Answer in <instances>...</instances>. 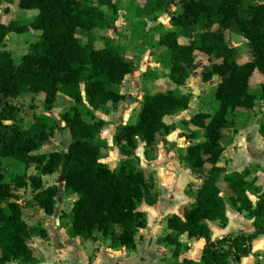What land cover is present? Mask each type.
Segmentation results:
<instances>
[{"label":"trees","instance_id":"16d2710c","mask_svg":"<svg viewBox=\"0 0 264 264\" xmlns=\"http://www.w3.org/2000/svg\"><path fill=\"white\" fill-rule=\"evenodd\" d=\"M5 1L8 3L5 14L14 16L9 8L15 0ZM117 1L18 0L19 9H37L38 14L24 23L14 18L8 22L0 20V160L13 158L39 171L35 175L16 176L12 186L0 165V264L15 260L38 263L16 190L31 187L32 204L54 215L60 188L45 187L42 176L56 172L64 174L65 192L78 195L71 208L68 230L71 237L91 240L95 232L109 235L117 229L119 244L127 249L135 247L136 233L145 225L138 205L141 202L152 205L157 201L135 153L138 138L142 137L151 147L159 135L174 129L165 118L187 110L193 98L182 93L178 86L185 83L206 57L210 68L204 67L199 72L204 82L230 71L231 74L216 85L219 109L214 113L198 112L191 119L197 128L192 134L205 129L207 140L191 144L183 160L188 167H208L211 176L198 189L193 206H184L179 214L168 218L171 230L190 237H204L206 243L201 260L183 259L174 264H228L231 257L240 261L251 253L252 241L264 234V194L254 204L249 193L257 189L253 182L246 180L247 170L226 173L218 165L229 114L254 108L256 96L248 90L250 81L256 71L264 75V1L180 0L181 12L172 15V29L161 26L156 41L166 48L158 57L171 65L166 77L177 87L154 92L144 90L138 121L117 126L115 144L126 159L124 164L112 169L102 161L108 148L106 139L100 137L106 121L96 112L125 99V94L117 91L115 85L133 73L136 65L126 56L124 45L96 47L91 42H83L78 29L97 32L109 27V15L104 8L117 15ZM172 1L145 0L144 4L160 12ZM234 24L250 43L252 57L239 58L236 48L229 46L227 32ZM198 27L202 30L199 37L192 38L191 32ZM32 30L40 31L39 40L16 61L4 48L6 38L12 32ZM143 33L145 40L147 36ZM180 37L188 41L180 42ZM156 76L152 71L142 74L144 81ZM26 90L42 96L45 112L34 115L20 128L17 126L19 109L8 100L21 97ZM60 94L69 99L60 120L72 139L64 149L40 152L60 129L58 121L52 122L49 114ZM261 98L264 99V80ZM261 129L264 132V127ZM216 172H223L219 180L212 176ZM227 201L248 213L255 230L212 240L208 222L217 220L222 225L228 222ZM41 234L45 235L44 229ZM161 241L175 244L174 255H179L180 242L173 234H167Z\"/></svg>","mask_w":264,"mask_h":264},{"label":"crops","instance_id":"0c3cea01","mask_svg":"<svg viewBox=\"0 0 264 264\" xmlns=\"http://www.w3.org/2000/svg\"><path fill=\"white\" fill-rule=\"evenodd\" d=\"M119 1H117V4H119ZM137 6L141 5L138 4ZM143 7L149 6L143 4ZM17 12L32 20L39 11L37 9H19ZM160 23L166 29H172L171 18L168 19L167 24H164L165 19H161ZM235 25L237 24H234L230 30L234 29L242 35L239 26ZM80 29H78V34ZM99 31L96 32L97 36ZM201 31L193 30L191 32L192 38H198ZM179 40L183 43L188 41L184 37H180ZM228 44L235 47L236 50L239 48V44L233 40L232 36L228 38ZM242 44L247 45L250 43L245 39ZM238 52L239 50H237L239 58L252 57V49L241 52V56ZM159 53L156 51L157 62L154 63L153 67L141 66L138 68L135 63L136 70L126 75L121 84L115 85L117 91L125 94L124 100L113 107H101L96 112L98 117L106 121L100 134V137L106 139L108 144L102 161L112 169L124 164L126 159L115 144L114 136L117 126L138 121L144 90L154 92L177 87L166 77V74L170 72L171 65L161 61L160 58L158 59ZM199 65H196L195 70L192 71L185 83L178 86L182 93L193 96L189 108L174 116L165 118V122L168 125H173L174 129L167 134L159 135L151 147L146 145L142 137L138 138L135 153L140 160V166L144 170L150 190L156 196L157 201L152 205L146 202H141L138 205V209L144 214L145 225L139 228L136 233L135 247L127 249L120 245L117 229L115 233L109 235L95 232L94 238L91 240H84L80 236L71 237L68 233L70 224L66 228L61 226L59 204L57 203L54 215L46 214L43 209H39L32 204L33 192L31 187L28 186L17 189L16 193L20 195L23 216L31 233L29 242L39 260L35 264H174L176 261H183V259L201 260L206 239L204 237H190L187 233H179L168 227L170 216L179 214L182 207L193 206L196 203L198 189L211 176L208 167H188L183 160L187 148L191 144L207 140L205 129L198 130L196 135L192 134V131L197 128L191 123V119L198 112L214 113L219 109V102L217 106H212L213 110H209L207 103L203 100L208 90L215 91L216 97L217 86L211 81L217 76L211 81L204 82L199 73L201 71ZM206 68H210V65ZM146 71H152L157 76L144 81L142 74ZM263 80L264 75L256 71L250 81L248 90L256 96L254 108L251 111L237 110L232 112L231 116H228L227 130L224 135H230L231 141L229 146L222 144L224 150L218 162V165L226 173L247 170L246 180L253 182L257 189L256 192L249 193V197L254 204L258 200V196L264 194V132L261 129L264 127V99L261 98V83ZM137 84L143 89V94L133 102L130 99V96L133 95L131 88L136 87ZM42 101L44 104L43 98ZM63 101L67 102L68 99H63ZM124 101H127V104ZM137 109H139V112L137 113V119H135ZM100 112H104V116L99 115ZM133 119L135 121L131 122ZM7 123L9 122L7 121ZM50 144H52V141H50ZM43 148L40 152L49 153L58 150ZM30 168L33 171L28 175L38 174L39 171L34 166ZM222 174L223 172H216L212 176L215 180H219ZM59 176L60 172L43 175L44 186L57 185L59 187ZM64 184L63 182L60 192L65 191ZM24 191H26L25 196H23ZM76 199V195H73V202ZM226 215L228 222L225 225L217 220L208 222L212 240H218L228 235L254 232L253 220L248 216V213L239 210L229 201L226 203ZM262 222H264V219ZM41 229H44L45 235L41 234ZM169 233L173 234L180 242L177 257L174 255L176 245L161 241ZM241 261L242 264H264V234L259 235L252 241L251 253L243 257ZM6 264L30 263L15 260Z\"/></svg>","mask_w":264,"mask_h":264},{"label":"rangeland","instance_id":"374dc122","mask_svg":"<svg viewBox=\"0 0 264 264\" xmlns=\"http://www.w3.org/2000/svg\"><path fill=\"white\" fill-rule=\"evenodd\" d=\"M254 1L259 2L264 0H244L245 3ZM17 2L18 0H15L13 6L9 8L14 12V16H12V13V15L5 14V8L8 7V3L5 0L0 1L1 21L8 22L10 19L14 18L16 21L24 23L31 20L30 18H25L23 16L24 14L17 12L19 10ZM144 2L145 0H120L118 2L119 13L117 15H113L112 12L105 7L104 9L109 15L110 26L100 30L98 32V36L96 31L80 29L79 36L83 42H91L96 47H103L113 43L124 45L126 47V56L130 60L134 61L138 68L141 66L153 67L154 63L157 62V58L155 57L156 51L161 53L166 49L164 46L156 43L162 28L160 20L165 19L164 24H167L168 19L171 18L172 15L180 13L181 2L180 0H173L165 11H160L158 13L152 11L150 7H143ZM138 4L141 6L138 7ZM142 22L145 23V25H142ZM200 30L201 29L199 27L196 29L197 32ZM143 32H145V36H147L145 39L147 43L144 42ZM39 34L40 31L38 30L23 33L12 32L9 34V37L6 38L4 48L12 53L16 61H19L24 54L31 50V45L39 40ZM227 34L229 37L232 36L233 40L239 44V48L237 49L239 50V56H241V52L243 53L247 49H252L250 44H242V41L245 40L244 36L236 32L234 29L229 30ZM147 45L149 46L146 48ZM197 58L198 60L200 59L199 56ZM208 65L209 61L206 57L205 60H203V64L199 65V68L201 66L202 69ZM131 91H133V95L130 96V99L133 102L143 94V89H141V86L138 84L136 87L131 88ZM63 99L67 100L68 98L63 94H60L56 106L49 113L52 117V122L58 121L60 129L56 130L51 138L50 141H52V144L48 142L43 149H64L66 144L72 139L70 131L63 127L64 122L60 120V113L67 107V103L63 101ZM203 100L207 103L209 110H213V105H218V100L215 97V91L212 92V90H208ZM8 101L13 105H16L19 109L20 114L17 126L20 128H22L25 123L29 122L34 115L45 112L42 97L33 95L27 90L21 97L12 99L9 98ZM124 102L127 104V101ZM138 112L139 109L135 112V119H137ZM231 113L229 116H231ZM99 115L104 116V112H100ZM135 119L131 122H134ZM20 121L22 122L20 123ZM0 165L4 170L6 181H8L12 186H14V179L16 176H28V173H32L33 171L30 167L27 168L24 163L9 157L1 158ZM56 178L58 179V177ZM25 195L26 191L23 192V196ZM57 198L61 226L66 228L71 223L73 195H69L62 190L59 192V196Z\"/></svg>","mask_w":264,"mask_h":264},{"label":"water","instance_id":"95a60500","mask_svg":"<svg viewBox=\"0 0 264 264\" xmlns=\"http://www.w3.org/2000/svg\"><path fill=\"white\" fill-rule=\"evenodd\" d=\"M230 74H231V71L229 73H227L226 75H224V76H221V77L220 76H217L211 82L213 84L217 85L218 83H220L221 81H223L225 78H227ZM230 141H231L230 135H224L221 138V143L224 146H229L230 145ZM63 182H64V174L63 173H60V176H59V188L60 189L62 188ZM76 198H78V195H76Z\"/></svg>","mask_w":264,"mask_h":264},{"label":"built area","instance_id":"2783aa9c","mask_svg":"<svg viewBox=\"0 0 264 264\" xmlns=\"http://www.w3.org/2000/svg\"><path fill=\"white\" fill-rule=\"evenodd\" d=\"M228 264H242V261L235 260L234 257H231Z\"/></svg>","mask_w":264,"mask_h":264}]
</instances>
